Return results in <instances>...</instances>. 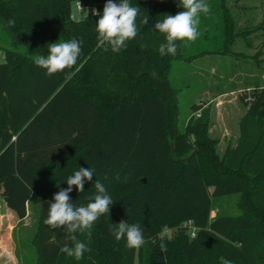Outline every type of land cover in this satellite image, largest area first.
Here are the masks:
<instances>
[{
  "label": "trees",
  "instance_id": "16d2710c",
  "mask_svg": "<svg viewBox=\"0 0 264 264\" xmlns=\"http://www.w3.org/2000/svg\"><path fill=\"white\" fill-rule=\"evenodd\" d=\"M76 1L0 0V21L12 39L11 48L0 46V198L19 220L33 196L42 201L32 239L37 264H221L222 256L232 264H264V85L240 94L246 112L236 144L220 153L209 130L210 104H193L199 115L178 128L173 62L216 52L188 54L177 41L175 55L159 54L166 40L154 25L183 11L179 0L153 6L130 0L140 9L139 30L119 53L97 47L96 22L107 0H80L99 13L81 19L71 16ZM218 2L229 22L226 0ZM145 16L149 23L142 25ZM247 28L250 38L264 35L263 23ZM232 31L225 24L224 43ZM73 38L82 41L76 67L48 76L34 64L49 44ZM195 147L190 160H180ZM80 167L95 169L93 181L81 193L73 186L71 202L86 206L100 181L114 203L90 236L77 233L91 250L76 260L61 252L71 244L63 227L44 220L54 194ZM233 193L243 195V212L210 218L212 199ZM186 220L197 227L194 237L182 225ZM121 221L141 225L142 247L129 249L125 239H115L110 228ZM165 226L171 233L162 252L157 233Z\"/></svg>",
  "mask_w": 264,
  "mask_h": 264
},
{
  "label": "rangeland",
  "instance_id": "374dc122",
  "mask_svg": "<svg viewBox=\"0 0 264 264\" xmlns=\"http://www.w3.org/2000/svg\"><path fill=\"white\" fill-rule=\"evenodd\" d=\"M208 1V0H206ZM210 12L200 15L199 36L193 41H183L184 51L193 54L204 50H214L210 54L191 60H177L173 62L170 79L178 91V128L183 130L188 118L195 114L193 104L209 101L218 90L236 88V92L229 94L218 107L215 101L211 103L210 134L218 140L217 149L223 153L228 141L236 143L238 137V119L245 111L240 100V94L246 90L247 83L259 81L264 83V35L250 38L249 25L264 24V0H226L229 22L222 20L221 7L218 0H210ZM71 14L76 19L83 18L89 8L84 7L80 12L76 3L71 5ZM207 19V21H203ZM231 23L232 34L223 36L225 24ZM0 21V46L12 47L11 37ZM245 30L246 32H243ZM239 32V33H238ZM251 39L253 45L247 41ZM226 45V46H225ZM224 50V53H219ZM262 50V52H259ZM4 52L0 50V61L4 60ZM206 103V102H205ZM199 112V111H197ZM176 145V141L174 140ZM197 148V147H195ZM194 148V149H195ZM198 150V148H197ZM40 199L33 196L29 203V214L26 219L18 222L14 230V243L3 241L4 248L14 251L17 259L6 260L0 264H37V252L32 239L36 234ZM243 195L230 194L212 199L210 218L216 215H238L243 212ZM8 225L11 218L5 215ZM168 233H171L169 228ZM4 249V250H5Z\"/></svg>",
  "mask_w": 264,
  "mask_h": 264
},
{
  "label": "clouds",
  "instance_id": "9594fccd",
  "mask_svg": "<svg viewBox=\"0 0 264 264\" xmlns=\"http://www.w3.org/2000/svg\"><path fill=\"white\" fill-rule=\"evenodd\" d=\"M179 6L184 10L175 15H166L162 21H157L154 25V29L163 34L166 40L158 49L161 56L175 55L178 47L177 41H195L199 36L200 15L210 12V6L206 0H179ZM78 7L81 8L80 2ZM93 14L99 15L95 11ZM139 14L140 9L132 6L130 0H118V2L107 0L103 15L96 22L97 47H103L106 51L110 48L112 52L119 53L126 47V42L137 36ZM9 23L14 22L9 21ZM148 23L147 16L140 20L142 25ZM81 44L82 41L76 38L51 43L48 45V54L35 56L33 62L37 67L46 70L48 76L66 69H73L77 66V61L81 56ZM74 74V72L69 73L68 78ZM94 171V168L80 167L73 175L67 177L68 187L61 188L54 194V202L49 203L48 216L44 220V224L53 229L63 227L67 233L66 240L71 244L65 243L61 252L76 260H81L84 254L91 250L86 243L78 239L77 233L90 236L94 223L102 215H108L114 203L105 185L100 181L95 182V194L88 197L89 202L86 206H77L71 202L69 194L73 191V186L80 193L83 192L85 182L93 181ZM110 231L117 241L125 239L126 247L129 249H139L145 244L144 229L139 223L129 224L127 221H121L110 228ZM167 235L166 226L157 233L162 252L167 251V244L164 242ZM220 261L221 264H232V261L223 256L220 257Z\"/></svg>",
  "mask_w": 264,
  "mask_h": 264
},
{
  "label": "crops",
  "instance_id": "0c3cea01",
  "mask_svg": "<svg viewBox=\"0 0 264 264\" xmlns=\"http://www.w3.org/2000/svg\"><path fill=\"white\" fill-rule=\"evenodd\" d=\"M207 54H210V53H205V55ZM263 77H264V74H262L261 78L263 79ZM256 85L263 86L264 83H261L259 81H255V82L253 81L252 83H247L246 89H250L251 87H254ZM236 90L237 89L234 87L229 88V89H224V90H218L214 95H212L209 101H202V102L204 103L206 102L205 104H211L215 101H218L216 105L220 107L225 97H227L229 94L236 92ZM245 112H246V107H245V111L238 119V134H239V121ZM235 144L236 143L233 144L228 141L226 148L228 146H234ZM28 214H29V208H28ZM5 215H7L8 218H11L8 225L5 223V217H6ZM27 216L24 219H26ZM19 221L21 220L18 219L15 212L7 206L3 198H0V262L6 261V260L15 261L17 259L16 254L14 253L13 250L11 251L9 247H7V249L4 248L3 241L7 240L8 244L14 243V230Z\"/></svg>",
  "mask_w": 264,
  "mask_h": 264
},
{
  "label": "built area",
  "instance_id": "2783aa9c",
  "mask_svg": "<svg viewBox=\"0 0 264 264\" xmlns=\"http://www.w3.org/2000/svg\"><path fill=\"white\" fill-rule=\"evenodd\" d=\"M79 2L81 5V8L78 7ZM75 3H76V7H77L79 12L84 7H88L89 11H95L96 10V6L94 4H87V3H84L80 0L76 1ZM71 16L74 17L72 14H71ZM248 91H249V89L244 90V92H248ZM195 115H199V112H196ZM182 225L188 230V233L191 237H194L196 235L197 227L194 225L192 220H186Z\"/></svg>",
  "mask_w": 264,
  "mask_h": 264
},
{
  "label": "water",
  "instance_id": "95a60500",
  "mask_svg": "<svg viewBox=\"0 0 264 264\" xmlns=\"http://www.w3.org/2000/svg\"><path fill=\"white\" fill-rule=\"evenodd\" d=\"M147 3L149 6H153V5H156L157 4V0H147ZM197 152V148H195L191 154L189 156H186V157H183V158H180L181 161H188L190 160V158ZM145 181V179L143 180Z\"/></svg>",
  "mask_w": 264,
  "mask_h": 264
}]
</instances>
